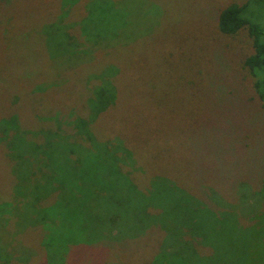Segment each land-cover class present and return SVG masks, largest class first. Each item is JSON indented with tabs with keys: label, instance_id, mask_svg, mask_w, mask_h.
Listing matches in <instances>:
<instances>
[{
	"label": "trees",
	"instance_id": "1",
	"mask_svg": "<svg viewBox=\"0 0 264 264\" xmlns=\"http://www.w3.org/2000/svg\"><path fill=\"white\" fill-rule=\"evenodd\" d=\"M59 1H45L48 4L45 13L58 15L61 10L62 14H67L73 6L81 4L79 9L83 13L79 14H86L83 21L87 20L92 8H97L100 10L97 15L107 14L110 22L107 26L102 23L105 36L91 35L89 28L86 29L88 33L81 31L79 35L85 38L87 44L80 42L71 33L68 35L71 48L66 49L64 58L66 62L75 57L79 61L64 67L59 74H64L63 77L57 76L54 82H61L56 84L61 86L84 77L80 83L89 86L83 111L87 117L78 114L80 112L76 103L75 114L71 112L73 117L70 122L74 128L71 135L58 128L60 136H56L58 142L54 144L48 139L52 135L43 132L49 140L48 143L45 141L49 150L48 163L53 170L50 172L52 174L44 175L48 184L41 182L40 185L34 180L32 185L29 179L35 173L25 170L20 175L29 181L20 185L15 183L19 191L15 199L24 196V186L27 192L36 191L37 199L42 198L44 193L57 191L63 192L67 199L62 200L64 204L58 203L56 199L48 205L50 207L41 208L46 211H37L39 218L36 219L31 217V206L27 207L30 214L26 220L32 222V225L23 231L16 227L18 219L14 218L18 203L1 204L0 239L10 236L19 238L22 235L17 240L21 243L26 240L28 230L41 228L42 239L35 245V253L27 250L18 255L26 258V261L22 259L25 264H30L32 256L39 253L43 257L40 264H123L118 262V254L109 244L129 246L121 247L120 252L132 253L134 257L142 249L137 243L145 237L146 231L155 229L163 232L165 239L162 251L151 264H264V221H260L264 215V170L259 165V161L264 160V145L261 143L264 134L257 132L253 136L243 130L241 140L226 141L220 154L216 152L213 157L206 149L214 150L212 146L196 151L193 149L192 159L196 167L192 175L180 174L175 179L162 174L159 163L169 160L173 148L170 134L163 132L162 135L157 126L154 127L153 119L161 115L163 108L152 96H148L152 92L149 83L140 79L137 72H132L131 67L110 66V62H121L118 60L121 49L117 48L122 46L121 33H125L123 40L129 38L127 34H130V27L127 23L130 14L124 7L128 0H90V4L89 0H61L62 5L58 4ZM56 3L58 6L52 9ZM247 7L234 4L220 13L219 29L224 35L235 36L249 26L244 16ZM75 21L73 25L78 28L77 24L81 21ZM250 35L252 38L256 36L254 52L241 64L250 77L253 92L250 98L236 107L242 109L244 120L251 126L264 121V40L261 39L264 32L250 27ZM90 41L100 47L94 49L101 56L99 65L105 61L107 65L86 73L82 69L73 68L88 59L86 51L83 53V49L75 47H80L81 43L88 45ZM52 53V61L61 56L54 49H51ZM77 72L80 74L77 75ZM76 85L72 84L73 87ZM59 90L65 91L64 88ZM60 98L68 103L67 109H71L70 101L64 96ZM247 103L254 104L253 110L244 106ZM223 117L228 119L216 114L209 117L208 122L219 121ZM11 119H4L0 123V127L4 128L3 139L15 137V133H10L16 127L12 125L15 121L12 123ZM101 119L109 133V140L101 139L93 132L95 129L92 124ZM204 121L193 120L192 124L194 127L207 125ZM56 122L60 124L57 119ZM115 134L119 138L110 139ZM204 135L203 131H193L187 139L192 145V141L194 143ZM156 136H162L165 141L161 142V137L158 140ZM166 140L169 147L166 146ZM34 149L46 151L41 147ZM71 155L78 157L71 160ZM223 165L235 169L227 171ZM227 176L247 177L256 183L255 189L251 185L239 189V203H228L221 198L217 206L210 205L208 197L218 192L211 188L215 185L221 187ZM15 199L12 197V202ZM47 216L50 220L44 223ZM13 222L15 225L12 228L17 229L14 233L9 229ZM153 243L154 238L147 237L145 246L150 252L154 249ZM8 250H12V257L17 256V252H13L16 250L14 246L12 249L9 246ZM0 264L20 263L15 259H7L5 262L1 260Z\"/></svg>",
	"mask_w": 264,
	"mask_h": 264
},
{
	"label": "rangeland",
	"instance_id": "2",
	"mask_svg": "<svg viewBox=\"0 0 264 264\" xmlns=\"http://www.w3.org/2000/svg\"><path fill=\"white\" fill-rule=\"evenodd\" d=\"M45 1L48 0H0V123L4 119H17H11L12 123L15 121L12 125L16 127L10 133H15V137L3 139L4 128L0 127V205L7 202L18 203L14 210V218L18 219L16 227L22 229L21 231L32 225V222L26 220L30 214L27 207L31 206V210L29 209L33 214L31 217L36 219L39 218L37 211H46L41 208L50 207L48 205L54 203L56 199L58 203L64 204L62 200H66L67 197L63 192L57 191L51 194L44 193L42 198L37 199L36 191L27 192L24 186V196L17 200L15 197L19 191L15 183L20 185L28 180L25 176L22 178L20 174H24L25 170L29 172L32 170L35 175L32 174L28 181H32V185L34 180L40 185L41 182L47 185L44 175L52 174L50 172L53 170L48 163L49 150L46 148V141L48 143L50 140L57 144L56 136H60L58 128L71 135L74 129L70 122L73 117L71 112L75 114L76 103L80 112L78 114L87 117L83 111L89 86L80 83L84 77L61 86L56 85L61 82H54L57 76L63 77L64 74H59L64 67L79 61L77 57L68 62L64 58L66 49L71 48L67 40L68 35L71 33L80 42L84 41L87 44L85 38L79 35L81 31L88 33L86 29L89 28L91 35L105 36V26L110 22L107 14L97 15L100 11L96 10L97 8H92L87 20L83 21L86 14H79L83 13L79 9L81 4L73 6L74 8L72 7L71 12L67 14H62L61 10L58 15L45 13L48 9ZM59 2L58 4L62 5V1ZM58 4L51 8L54 9ZM234 4L248 5L244 16L249 26L235 36H227L219 29V16L224 9ZM134 5L136 6L132 9ZM124 7L130 14L127 23L130 34H127L129 38L123 40L125 33H121L122 46L117 47L121 49L119 51L121 54L118 53L120 56L118 60L121 62H110V66L131 67L132 72H137L140 79L149 83L152 92L148 96H152L163 108L161 115L153 119L154 127L156 125L162 135L163 132L170 134V144L173 148L169 160L159 163L162 174L175 179L180 174L192 175L196 167L192 159L193 149L196 151L212 146L214 150L208 147L206 149L213 157L216 152L220 154V149L226 145V141L241 140L244 131L253 136L257 132L264 134V121L250 126L249 122L244 120L242 109L236 107L250 98L253 92L250 77L244 72L241 62L254 52L256 36L251 37L250 27H256L257 30L264 32V0H128ZM76 19L79 21L83 19L77 22L78 28L73 25ZM261 39L264 40V37ZM85 44L81 43L80 47L75 48L83 49L81 51L83 53L86 51L88 59L73 68L89 73L97 71L100 66H106L107 61L99 65L101 56L94 50L100 49L99 45L93 41ZM51 49L57 54L61 53L54 61ZM72 84L79 85L73 87ZM59 88H64L65 91ZM61 96L70 101L71 109H67L66 101L60 100ZM14 102L16 103L12 106ZM244 106L251 110L254 108L253 103ZM216 114L224 115L228 119L223 117L219 121L209 123L208 118ZM203 119L207 125L194 127L192 124L193 120L202 122ZM92 126L96 135L109 140L110 136L103 119L98 123L94 122ZM193 131H203L205 135L194 143L192 141L191 145L187 137ZM43 132L50 133L49 136L52 137L48 140ZM180 135L182 137L178 140ZM115 137L119 138V135L115 134L110 139ZM160 137L161 142H164L162 136H156L158 140ZM261 143L264 145V139ZM166 146L169 147L167 140ZM35 147H41L46 151H36ZM77 157L71 155V160ZM152 157L157 160L155 156ZM259 165L264 170V160L259 161ZM222 167L227 171L235 169L227 165ZM53 180L52 178V183ZM255 184L244 176L240 178L227 176L221 187L215 185L211 188L217 189L218 192L210 194L208 203L217 206L222 201L221 198L228 203L231 201L239 203V189L246 185H251L255 189ZM12 197L15 199L13 202ZM46 218L48 219L44 223L50 220L49 216ZM260 221H264V215ZM248 222L252 223V220L248 219ZM14 225L13 222L12 226H9L12 233L17 231L12 228ZM42 232L41 228L28 230L26 240L21 243L17 240L22 235L19 238L10 236L0 239V261L15 259L16 262L25 264L22 261L24 257L18 255L27 250L35 253L34 247L41 241ZM147 237L154 238L152 252L145 246ZM164 239L165 235L161 231L155 229L146 231L145 237L137 243L142 249L134 257L132 253L120 252L121 247L129 246L109 245H112L118 254V262L151 264L162 251ZM2 242L7 244L4 245ZM9 246L11 249L15 247L16 250L13 252H17L16 257L10 255L12 250H8ZM22 247L24 250H21ZM42 259L41 253L33 255L30 264H40ZM24 260L26 261V258Z\"/></svg>",
	"mask_w": 264,
	"mask_h": 264
}]
</instances>
